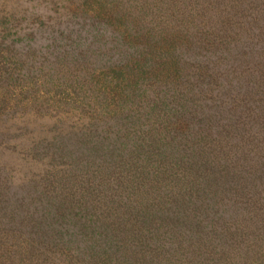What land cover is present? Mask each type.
Listing matches in <instances>:
<instances>
[{
  "label": "rangeland",
  "instance_id": "374dc122",
  "mask_svg": "<svg viewBox=\"0 0 264 264\" xmlns=\"http://www.w3.org/2000/svg\"><path fill=\"white\" fill-rule=\"evenodd\" d=\"M133 20L172 31L169 42L154 43L173 44L180 70L171 88L190 107L177 126L184 135L169 137L167 164L185 174L176 188L202 208L223 205L220 221L239 232L235 245L222 240L199 256L185 242L171 259L149 249L157 241L177 246L179 231L161 228L163 240L152 237L145 256L139 246L123 250L121 264H264V0H0V264H87L61 240L81 245L89 233L78 211L102 219V200L124 190L116 172L120 180L128 174L109 162L108 175L89 152L69 160L56 143L61 135L68 147L86 138L82 92L109 79ZM93 22L102 34L79 32ZM144 187L132 190L140 201Z\"/></svg>",
  "mask_w": 264,
  "mask_h": 264
},
{
  "label": "trees",
  "instance_id": "16d2710c",
  "mask_svg": "<svg viewBox=\"0 0 264 264\" xmlns=\"http://www.w3.org/2000/svg\"><path fill=\"white\" fill-rule=\"evenodd\" d=\"M104 17L94 15V18ZM118 19L123 22L125 18ZM141 22L133 20L130 23L131 30L118 51L120 55H127L113 61L109 79L97 90L82 92L80 112L87 120L86 138L68 147V135H61L56 143L60 148L59 154L68 156L69 160L80 161L89 152L95 156L93 160H101L98 164L109 170L106 171L108 175L112 169L106 164L110 163L125 176L128 174L126 180L125 177L120 180L121 176L116 172L120 177L116 184L123 183L124 190L118 197L102 200V212H105L102 219L95 217L94 211L89 212L90 217L83 213L84 210L78 211L77 215L83 218L81 230L89 233L80 239L81 245L77 238L61 240L63 245L65 241L74 245L80 251L81 260L87 264H121L124 262L121 257L127 254L123 250L133 251L136 246L140 247L141 256H145L147 250L143 245H149L152 237L157 240L165 238L158 235L161 228L166 232L179 231L174 241L177 246H169L168 243L163 246L157 241L149 249L157 258L163 253L171 259L185 242L189 243L190 256H199L198 249L221 246L222 240L235 245L232 240L239 232L238 225L231 228L220 221L219 215L226 211L223 205L214 203L208 207L206 204L202 208L201 201L193 195L187 198L180 196L176 188L178 184L181 186L185 174L180 173L178 163L173 167L167 164V161H172L170 154L175 145L169 137L184 135L177 129L180 124L184 128L186 110L190 107L182 101L179 92L171 88L180 70L177 59L170 56L173 44L168 47L154 43L161 40L169 42L164 37L171 35L172 31L165 27L158 29V24L143 29ZM78 28L81 33L91 28L100 34L105 30L94 22L89 25L83 23ZM149 44H153L154 52L148 49ZM181 160L188 164L185 155ZM192 175L196 178L193 172ZM126 181L135 183L132 190H136V184L146 186L141 201L138 196L134 197L131 188L128 190ZM174 182V186H169ZM111 184L108 183V190L112 189L109 187ZM149 186L157 187L149 189ZM115 188L119 189L117 185ZM148 198L158 200L151 202ZM80 207L78 204L77 208ZM150 233L153 236H149ZM141 260L135 259L133 264H143L137 263ZM251 261L253 263L249 264H255Z\"/></svg>",
  "mask_w": 264,
  "mask_h": 264
}]
</instances>
